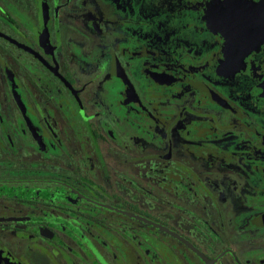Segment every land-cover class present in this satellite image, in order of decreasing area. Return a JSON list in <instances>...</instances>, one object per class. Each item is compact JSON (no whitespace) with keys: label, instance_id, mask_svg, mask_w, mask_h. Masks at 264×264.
<instances>
[{"label":"flooded vegetation","instance_id":"1","mask_svg":"<svg viewBox=\"0 0 264 264\" xmlns=\"http://www.w3.org/2000/svg\"><path fill=\"white\" fill-rule=\"evenodd\" d=\"M0 264H264V0H0Z\"/></svg>","mask_w":264,"mask_h":264}]
</instances>
